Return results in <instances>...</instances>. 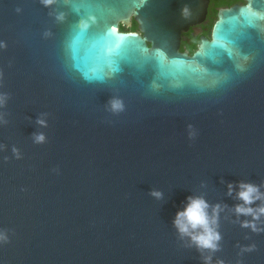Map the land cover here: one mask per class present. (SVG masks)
<instances>
[{
    "label": "water",
    "instance_id": "1",
    "mask_svg": "<svg viewBox=\"0 0 264 264\" xmlns=\"http://www.w3.org/2000/svg\"><path fill=\"white\" fill-rule=\"evenodd\" d=\"M191 6L0 0V264H202L172 224L190 195L227 205L214 260L264 264L227 196L264 184V0L222 11L188 56ZM131 19L142 36L119 32Z\"/></svg>",
    "mask_w": 264,
    "mask_h": 264
},
{
    "label": "clouds",
    "instance_id": "2",
    "mask_svg": "<svg viewBox=\"0 0 264 264\" xmlns=\"http://www.w3.org/2000/svg\"><path fill=\"white\" fill-rule=\"evenodd\" d=\"M46 5H50L54 0H44ZM85 25H82L84 27ZM6 96L0 95V108L6 103ZM113 111H121L123 105L120 101L111 102ZM0 117V123H2ZM36 123L45 125L43 119H38ZM33 140L37 144L45 141L43 133L34 134ZM19 158L18 150L13 149ZM264 184L250 182H239L237 184H227V196L238 201L229 212L236 217L233 223H238L241 229H248L252 233H264ZM150 195L156 200L163 198V193L152 191ZM255 205V207H253ZM227 205L221 203L210 204L203 195H190L182 210L176 212L172 221L180 240L187 241L186 246L194 247L200 253L202 264H225L223 259L215 258L214 255L222 251L221 241L223 239L220 232L221 213L225 211ZM245 219L241 220L240 218ZM250 218V219H249ZM6 233L0 231V244L7 243ZM240 248L239 255L250 253L256 250L255 244H250Z\"/></svg>",
    "mask_w": 264,
    "mask_h": 264
},
{
    "label": "flooded vegetation",
    "instance_id": "3",
    "mask_svg": "<svg viewBox=\"0 0 264 264\" xmlns=\"http://www.w3.org/2000/svg\"><path fill=\"white\" fill-rule=\"evenodd\" d=\"M189 11L201 13L194 17L185 30L181 31L176 45L179 54L192 56L198 49L202 40H210L211 32L218 15L222 11L244 7L247 0H191ZM119 32L135 33L142 36L137 23L131 19V25L127 28L119 27ZM149 46V44H148Z\"/></svg>",
    "mask_w": 264,
    "mask_h": 264
}]
</instances>
